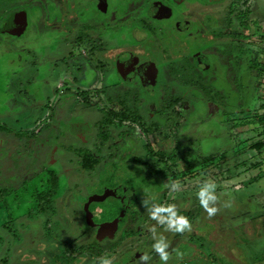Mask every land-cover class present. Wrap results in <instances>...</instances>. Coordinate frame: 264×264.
<instances>
[{
  "label": "rangeland",
  "instance_id": "1",
  "mask_svg": "<svg viewBox=\"0 0 264 264\" xmlns=\"http://www.w3.org/2000/svg\"><path fill=\"white\" fill-rule=\"evenodd\" d=\"M154 1L169 18L194 20L192 27L187 23L178 32V20L144 23L140 19ZM249 5L251 19L264 21V0H142L118 30L106 20L86 31L91 38L84 33L81 58L74 60L81 61L79 70L59 67L53 75L28 51L17 58L24 70L18 64L0 69V264H99L105 257L112 264H164L151 247L162 236L150 229L148 214L157 205H174L190 221L177 250L168 245L166 264H264V145L257 146L264 144V24H234L229 35L216 36ZM132 23L140 38L153 40L161 60L156 92L151 81H125L112 66L115 53L106 35L120 39ZM53 48L59 54L49 49L52 59L66 53L63 43ZM131 49L140 52L139 46ZM192 56L215 87L216 102L198 87L166 80L169 66ZM238 64L243 89L231 74ZM114 110L120 125L100 127ZM75 111L90 122L84 121L90 129L81 132L83 143L77 134L65 135ZM81 146L86 154L95 152L93 167H85ZM212 155L218 157L203 162ZM205 180L216 184L211 216L203 208L198 213L195 193ZM117 184L140 194L132 210L142 217L134 226L129 219L118 223L125 207L113 196L100 194L102 200L88 205L87 198ZM113 220L116 234H100L98 226ZM142 254L149 259L139 261Z\"/></svg>",
  "mask_w": 264,
  "mask_h": 264
},
{
  "label": "flooded vegetation",
  "instance_id": "2",
  "mask_svg": "<svg viewBox=\"0 0 264 264\" xmlns=\"http://www.w3.org/2000/svg\"><path fill=\"white\" fill-rule=\"evenodd\" d=\"M140 3H142V0L135 2L131 0H0V69H3L2 67L5 66H8L9 68L17 67V64L20 62H18L17 58L22 57V55L26 54L28 51L29 57H33L35 59H33V61H35L34 63H36L39 58L40 61L42 60V67L47 68V70H51L53 75L60 72L57 70L59 67L65 70V68L67 69L69 66L72 67L75 65V70H79L81 69V61L78 65L75 61H78V59L81 58V42H84L87 37L91 38L92 36V34H89L86 31L96 30V28L99 27L98 25L100 23H106V20L113 23L116 30H118V28L122 27L119 22L130 20L133 15L134 5ZM146 16L147 17H142L140 19L144 23L146 22L145 20H148V18H150V20H178L177 23L180 25L179 28L176 29L178 32H181L179 30L181 26H185L186 28L188 23L190 28L194 23V20L190 19L180 20L176 18H169L165 12V6H163V4L159 1H154L152 6L149 7V9L147 8ZM130 25L131 26H129L128 31L123 29L118 33V36L120 35V39L114 37L117 36V33L111 34L112 36L109 34L106 35L111 41L109 46L113 48L112 50L115 53L112 66L117 73L125 78V81H127L126 79L128 78L131 80V83H133L134 78L137 77H139L142 82L151 81L155 91L157 77L156 70L159 67V62L161 60L159 59L154 46L151 44L153 40H150L149 36L140 38L136 32H134L133 23ZM111 27L113 26L111 25ZM81 28L84 29L83 32H81ZM84 33H87V37H84L86 36ZM186 34L187 33L184 35L185 38ZM167 35L168 36H165L164 38V42L170 40L169 34ZM60 43H63L66 53L64 54L62 49L61 55L57 59H52L47 52L51 49L52 52L59 54V49H54L53 47ZM136 46L140 47L139 53L136 51L134 53L133 49H131ZM92 50L94 55L95 50ZM141 52H143V54ZM154 52L157 55L158 62L153 60ZM144 55H148V57ZM192 57L193 60L197 61V58L194 56ZM183 62L179 65H174L172 67L169 66L166 69L167 74L165 72V78L167 81H180V79L178 80L177 78V74L175 72L171 74L170 70L174 69V71H181ZM18 66V70L25 69L22 65L18 64ZM203 74H205V72H203ZM239 80L241 81L240 76ZM180 84L182 83L180 82ZM40 87L38 88L40 89ZM172 88L174 87L172 86ZM43 95L45 102H49V98L51 97L50 94L43 93ZM163 96L160 97L164 99ZM39 98L41 99L42 97ZM122 102L123 100L120 104H122ZM78 111H80V109H78ZM76 113L77 111H75V113L69 112V116L72 115L71 119L73 121L69 120L65 123V129L68 131L65 135H72L73 133L77 134L81 139V143H83L81 132H85V130L90 129V127L84 123L85 120H82L83 118L81 113H78V115ZM112 115L119 116L116 110H114L108 114L107 119L99 121L101 122L99 126H106L110 123L120 125L114 121L115 117L113 120H110L111 117H113ZM51 117L53 118V114H51ZM73 122L78 124L77 129L73 126ZM86 123L90 125V122L87 121ZM86 150L85 146H81V153L84 154L83 161L85 158L90 160L93 158V154H95V152H93L92 155H90L91 153L86 154ZM118 185L119 184L116 186ZM119 188L122 192V198L120 199L118 197ZM129 189H126L123 185H121L116 189L114 188L108 191L101 190L99 193L101 195L107 194L109 196H113L120 206L125 207V213L120 214L118 217V223L122 222L121 224H123L124 221L129 219L131 225L134 226L140 223L142 217L141 210H132L133 205H135L137 200H139L140 194L137 192V189H131L132 192H128ZM90 197L87 198V200H89ZM147 216L148 215L146 214V217ZM144 219L148 220V218ZM111 223H116V225L113 232L106 235L108 238H112V236L116 234V231H118L119 227L117 222H106L98 226L99 229L101 226ZM152 224L154 225L150 226V229L155 227L153 234L158 231L160 235L165 238L164 240L168 243V245L172 244L176 246L177 250L179 239H181L182 236H180L179 233L169 231L165 224L158 223V226L156 225V221H152ZM135 231L139 232L138 229ZM135 231L132 230L133 235L135 234ZM169 236H172L174 240L168 242L166 237ZM115 245L116 244H112V248L115 247ZM191 248L196 250L195 246H192ZM173 250L169 252V255L173 253ZM154 253L155 252H153V254Z\"/></svg>",
  "mask_w": 264,
  "mask_h": 264
},
{
  "label": "clouds",
  "instance_id": "3",
  "mask_svg": "<svg viewBox=\"0 0 264 264\" xmlns=\"http://www.w3.org/2000/svg\"><path fill=\"white\" fill-rule=\"evenodd\" d=\"M173 188L176 187L175 184L172 185ZM216 184L213 182H209L205 180L202 182L195 195L199 202L201 208H203L209 216L213 215L217 209L214 206V202L217 200L216 194ZM144 203V201H142ZM162 213L164 215H162ZM149 218L157 223H164L166 228L175 233H182L185 230L190 228L189 219L184 216L178 214V211L174 205H157L152 208L149 212ZM152 250L159 256L160 261L166 264L168 260V252L166 249L168 248V243L164 240L162 236L153 240L151 245ZM139 261H147L149 257L147 255L142 254L139 258ZM99 264H112L110 258H101L99 260Z\"/></svg>",
  "mask_w": 264,
  "mask_h": 264
},
{
  "label": "trees",
  "instance_id": "4",
  "mask_svg": "<svg viewBox=\"0 0 264 264\" xmlns=\"http://www.w3.org/2000/svg\"><path fill=\"white\" fill-rule=\"evenodd\" d=\"M253 14V8L249 5L246 9H244V11L240 14H236L234 18H231L229 21V25L227 28H225L223 31L224 32H219L218 34H216L217 37H222V36H225V35H229L230 34V26H234V24L239 27V28H244V27H248L249 25L253 24V25H257L258 27L259 26H262L264 24V21L261 20L259 17H257L256 19V22L254 20L251 19V15ZM263 22L261 24V21ZM260 21V22H259ZM239 38H246V36H242L241 34L238 36ZM256 44L258 45V42H256ZM241 60V59H240ZM193 59L192 58H187L183 63H182V68H181V71H174V69H171L170 72L171 74L173 72H175L177 74V78L178 80L180 79V82L186 86L190 85L191 87H198L200 88L204 93L205 95H209L210 98H208L209 100H213L214 102L215 99L214 97H212V94L214 95V92H216V89L214 86L210 85L208 82L209 80L206 78V75L201 73V70L198 68V67H195V65H193L192 62ZM242 64H238V67H236L235 70H233L231 72V74L235 73L237 74L235 77H234V80H236L238 83H239V87L241 89L245 88V86L242 85V83L240 82V80L238 79V75H239V69L241 68ZM253 66H261L257 61L255 62V60H253ZM187 70V72H185L184 70ZM261 69V68H260ZM262 69L264 71V65L262 66ZM189 71L193 73L192 76L189 75ZM219 94V92H218ZM180 99V98H179ZM219 99H223V97L220 95L219 96ZM115 113V112H114ZM114 117H111L110 120H113ZM264 120V119H263ZM264 123V122H263ZM0 129H5L4 126H0ZM264 145L263 143L261 142H258L257 143V146H262ZM216 157H218V155H212L208 158H204V161L203 162H206V161H210V160H214L216 159ZM85 161H86V165L85 167H93L98 161H96L95 159L91 158L90 160H87V158H85ZM199 163H196L195 165H197ZM255 180H257V178H255ZM0 195H2V193H0ZM200 205L198 206V213H200ZM88 212L90 213L91 211L94 210V208L91 207V205L88 207ZM96 211V210H95ZM94 211V212H95ZM91 216V215H90ZM186 216V215H184ZM92 218V216H91ZM188 218V217H187ZM115 221V220H113ZM119 221V220H118ZM106 221H104L105 223ZM100 234H103L101 232H99ZM102 248H100V253L102 252ZM195 252V251H194Z\"/></svg>",
  "mask_w": 264,
  "mask_h": 264
},
{
  "label": "water",
  "instance_id": "5",
  "mask_svg": "<svg viewBox=\"0 0 264 264\" xmlns=\"http://www.w3.org/2000/svg\"><path fill=\"white\" fill-rule=\"evenodd\" d=\"M128 192H132V190H130ZM118 197H119V199L122 198V192H121L120 188H119V195H118ZM96 199H100V193H97V194L93 195L89 199L88 205H89L90 202H92V201H94ZM115 225H116V223H111V224H108V225L101 226L99 228V231L102 232L104 235H108L109 233L113 232Z\"/></svg>",
  "mask_w": 264,
  "mask_h": 264
},
{
  "label": "crops",
  "instance_id": "6",
  "mask_svg": "<svg viewBox=\"0 0 264 264\" xmlns=\"http://www.w3.org/2000/svg\"><path fill=\"white\" fill-rule=\"evenodd\" d=\"M68 112L65 114V116H66V118H68ZM60 116H61V114H60ZM77 119H78V117H77ZM78 139H80V138H78ZM81 140V139H80Z\"/></svg>",
  "mask_w": 264,
  "mask_h": 264
}]
</instances>
